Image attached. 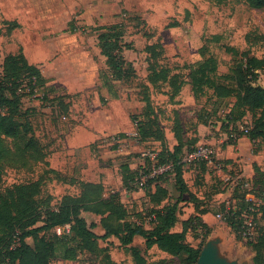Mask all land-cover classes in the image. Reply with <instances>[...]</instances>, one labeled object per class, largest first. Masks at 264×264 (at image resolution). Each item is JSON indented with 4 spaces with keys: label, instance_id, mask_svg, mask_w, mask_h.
<instances>
[{
    "label": "rangeland",
    "instance_id": "obj_1",
    "mask_svg": "<svg viewBox=\"0 0 264 264\" xmlns=\"http://www.w3.org/2000/svg\"><path fill=\"white\" fill-rule=\"evenodd\" d=\"M15 1L14 9L13 0H0V78L4 58L22 51L26 58L42 65L47 87L38 89L36 95L23 87L25 90H18V107L0 105V198L9 196L15 185H27L37 206L47 201L57 207L64 196L79 194L82 181L100 182L105 188L103 197L118 191L128 213L126 220L151 228L148 210L173 203L179 193L172 173L158 181L166 190L165 196L154 194V184L147 181L148 190L145 186L133 190L122 187L121 164L139 169L151 158L149 154L156 155L162 149L160 141L139 142L131 135V121L136 124L145 116L164 131L165 147L172 150L177 143L174 130L178 126L186 143L180 157L188 192L178 201L172 230L185 229L187 243L201 245L203 255L222 264H254L255 252L247 242L256 235L264 236V185L254 186L252 179L264 172V145L258 147L256 161L247 173L233 158H221L217 154L220 150L230 145L228 151H235L237 141L246 137L236 132V142L230 144L228 132L234 128L220 126L228 109L239 101L237 93L221 100L212 88H205L196 99L188 73L192 65L211 57L217 64L216 74L228 75L221 81L234 89L231 69L238 57L232 50H248L257 57L264 54L262 8L242 0ZM20 2L25 5L19 7ZM18 17L22 25L13 28V21L8 20ZM105 31L112 34L111 40L118 38L123 66L129 70L126 77L113 80L111 93L103 77L109 74V67L97 48V35ZM86 59L91 62L84 64ZM150 63L157 70L168 68L170 75L182 79L179 94L173 95L175 87L168 82L150 77ZM262 73L255 83L264 86ZM42 96L46 99H40ZM59 98L68 104L66 109ZM251 119L252 113L246 112L238 125L245 126ZM123 132L128 134L121 136ZM114 135L120 136L118 142L111 139ZM200 144L211 145L215 152L209 163L204 162L205 169L201 162L185 160ZM242 197L252 201L249 211H241H245L243 221L251 219L250 235L243 233L241 223L238 231L223 218L228 208L238 209ZM81 215L97 235L104 233L99 215ZM109 222L111 226L118 223L113 219ZM61 232L56 228L39 235L52 239ZM13 240V245L17 244L16 236ZM25 240L34 246L31 237ZM209 242H215L211 243L214 253L206 251ZM132 245L140 249L148 264H184L181 256L156 246L145 249L142 238H134ZM61 250L49 264H104L105 255L120 264H133L129 251L113 236L99 238L92 252H79L75 260L62 259ZM259 258L264 261V249ZM195 264L205 263L197 259Z\"/></svg>",
    "mask_w": 264,
    "mask_h": 264
},
{
    "label": "trees",
    "instance_id": "obj_2",
    "mask_svg": "<svg viewBox=\"0 0 264 264\" xmlns=\"http://www.w3.org/2000/svg\"><path fill=\"white\" fill-rule=\"evenodd\" d=\"M242 1L249 6L262 8L264 13V0ZM12 26L13 28L17 27V23L13 21ZM111 35L107 31L97 35L99 52L106 58L109 74L113 77L111 79L108 73L103 74L105 86L110 93L113 92V80L126 77L129 71L123 66L125 61L121 55L119 40H117L118 38L111 40ZM262 38L264 41V35ZM232 51L238 57L236 64L231 69V73L234 74L235 88L232 89L221 81L222 78H228V75L218 76L216 74L217 64L210 57L198 61L189 68L188 83L191 92L197 99L203 95L205 88H212L213 94L221 100L236 92L239 101L228 109L220 126L225 130L228 127L235 129L236 125L243 121L246 112H251L252 119L246 124L249 129L243 135L248 137L251 142L258 140L264 145V86L255 83L260 73L264 72V54L257 57L248 50ZM149 70L150 77L154 76L158 80L168 82L172 87H175L173 95L179 94L183 83L177 74L170 75L168 68L157 70L154 63L149 64ZM176 78L179 79L178 82ZM46 83L47 78L37 66L27 61L22 51L17 54H8L3 60V76L0 78V105L16 108L19 106V95H21L18 93L21 89L25 90L23 87L29 89L30 94L36 95L38 89L47 87ZM16 93L18 95H15ZM40 99H46V96H42ZM62 99L60 102L66 109L68 104H64ZM132 119L134 120V118ZM136 122L135 137L137 140L139 142L149 139L160 141L162 149L153 159L146 158L144 166L139 169H133L127 163L121 164L122 187L125 190H133L135 186H138L141 176H147L145 181L147 184H154V194L162 192L165 196L166 190L158 184V181L163 176L172 173L175 188L179 193L173 203H166L148 210L147 214L151 218L152 227L148 229L141 223L126 220L128 213L119 200L118 191H111L106 197H103L105 188L100 182L82 181V189L79 194L64 196L57 207L50 206L47 201L41 206H37L30 192V186L15 185L10 190L9 196L0 198V257L3 259L0 264H49V261L56 257L59 248H62L60 256L62 259L75 260L79 252L85 250L92 252L96 248L99 238L107 239L109 236L117 238L120 245L129 251L133 264H148L140 249L132 245L136 236L143 239L145 249L156 246L171 255L181 256V262L184 264L196 263L200 256L201 245L194 247L187 243L185 229L182 231L172 230L177 221L178 201L182 194L188 192L183 178V161L180 157L186 143L183 141L180 126L174 130L177 143L170 150L165 147L164 131L155 120L144 116L141 121ZM228 134H231V130ZM235 142L229 136L228 143L234 144ZM201 163L202 169H205L204 162ZM165 166H167L166 169L149 176L153 168ZM259 173L262 177L253 178L252 182L254 186L258 184L260 188L264 185V172L259 171ZM142 187L148 190L147 185L144 184ZM251 205L252 201L242 197L237 204L238 209L229 208L223 218L228 220V225L235 226V230L239 231L240 223L241 225L243 223L241 215L245 211H249L248 207ZM243 210L245 211L242 213ZM81 212L99 215L104 233L99 236L92 231V224H87ZM237 216H239L238 219ZM111 219L118 221L116 226H111L109 222ZM38 222H41V225H36ZM66 226H68L67 229H65ZM56 228L61 229L62 232L54 234L52 239H46L44 235H39L43 231ZM13 236L17 238L15 245H13ZM28 237L34 240L33 247H30L26 242L25 239ZM247 244L255 252L254 264H264V261L259 258L260 251L264 249V236L256 235ZM104 264L120 263L112 260L110 255H105Z\"/></svg>",
    "mask_w": 264,
    "mask_h": 264
},
{
    "label": "crops",
    "instance_id": "obj_3",
    "mask_svg": "<svg viewBox=\"0 0 264 264\" xmlns=\"http://www.w3.org/2000/svg\"><path fill=\"white\" fill-rule=\"evenodd\" d=\"M16 3H18V2H16L15 0H13V2H12V4L11 5H13L12 7L15 9V4ZM22 5H25L24 3H22V2H20L19 4H18V6L19 7H21ZM8 21H15L16 23H17V27H19V25H22V20H21V18H17V20H15V19H13V20H8ZM17 27H15V28H17ZM28 30V29H27ZM35 34L38 36L39 35V32H35ZM97 48H98V46H97ZM100 53V52H99ZM27 59V61L29 62V63H32V64H34L35 66H37L39 69L40 68H42V65H40V63H39V61H37L36 59H31V58H26ZM92 59V61H93V57L91 58ZM88 62V63H87ZM91 61H90V59H86L85 60V62H84V64H89ZM263 73L261 72L260 73V75L259 76H261ZM259 79H260V77H258V81H259ZM190 85V84H189ZM259 85V84H258ZM182 89V88H181ZM190 90H191V87H190ZM181 91V90H180ZM131 124H132V132H131V135H135V124L134 123H132V121H131ZM198 131H200L199 130V128H198ZM126 134H128V133H126V132H123L122 134H121V136H124V135H126ZM199 135V134H198ZM262 145V143L260 142V141H254L253 143L248 139V137H242L241 139H239L238 141H237V143H236V145H234L235 146V151H228V148L229 147H232V146H230V145H228L226 148L227 149H223V150H220L217 154L221 157V158H223V157H227V158H233L235 161H237V162H239L240 163V167H242L245 171L244 172H246L247 173V171L246 170H252L251 169V164L254 162V161H256L255 159L257 158V152H258V147L259 146H261ZM249 150V151H248ZM246 151H248L249 153H247V154H244V152H246ZM226 154V156H223V155H225ZM264 160V159H263ZM256 165H260L259 163H257ZM255 166V165H254ZM248 175V174H247ZM88 182V181H87ZM89 182H92V181H89ZM137 238H141V237H139V236H136ZM136 237H134V238H136Z\"/></svg>",
    "mask_w": 264,
    "mask_h": 264
},
{
    "label": "built area",
    "instance_id": "obj_4",
    "mask_svg": "<svg viewBox=\"0 0 264 264\" xmlns=\"http://www.w3.org/2000/svg\"><path fill=\"white\" fill-rule=\"evenodd\" d=\"M238 125V124H237ZM236 125V127H237ZM235 127V129L233 130L234 132H231L230 137L236 141L238 134L236 132L245 134L247 133L249 126L245 124V126L242 125H238V129ZM241 134V135H242ZM111 139L115 142H118L120 139L119 135H114L111 136ZM214 149L211 145L209 144H200L196 147H194L192 150H190L185 158L186 161L188 162H205V163H209L214 155ZM149 156L151 157V159H153L155 157L154 154H149ZM167 166L165 167H158L157 169L152 170V172L149 174V176H153L156 172L159 173L162 170L166 169ZM147 176H142L138 182V186H143L144 182L146 180ZM245 186L248 184L247 182H245ZM229 209V208H228ZM227 209V210H228ZM226 210V211H227ZM224 217V216H223ZM241 228L243 229V233H246L248 235H250L252 233L251 229H252V222L250 218H245V220L243 221V224L241 225ZM57 230L59 231V228H57Z\"/></svg>",
    "mask_w": 264,
    "mask_h": 264
},
{
    "label": "water",
    "instance_id": "obj_5",
    "mask_svg": "<svg viewBox=\"0 0 264 264\" xmlns=\"http://www.w3.org/2000/svg\"><path fill=\"white\" fill-rule=\"evenodd\" d=\"M209 243H213V242H209ZM207 243V245L209 244ZM215 243V242H214ZM213 243V244H214ZM206 245V247H207ZM207 251V249H206ZM209 251H207L208 253ZM219 252V251H218ZM217 254V253H216ZM199 260L203 261L205 264H222L220 261H217V260H214L212 257H210V255H203L201 252H200V256L198 258Z\"/></svg>",
    "mask_w": 264,
    "mask_h": 264
},
{
    "label": "bare ground",
    "instance_id": "obj_6",
    "mask_svg": "<svg viewBox=\"0 0 264 264\" xmlns=\"http://www.w3.org/2000/svg\"><path fill=\"white\" fill-rule=\"evenodd\" d=\"M213 245L211 243H209L206 247L207 251L213 252L214 253V249H213Z\"/></svg>",
    "mask_w": 264,
    "mask_h": 264
}]
</instances>
